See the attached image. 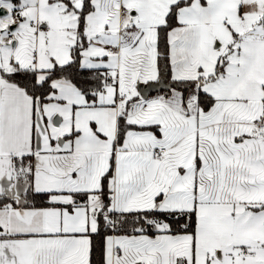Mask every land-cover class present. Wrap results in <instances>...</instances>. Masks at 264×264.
Wrapping results in <instances>:
<instances>
[{"label":"snow or ice","instance_id":"snow-or-ice-1","mask_svg":"<svg viewBox=\"0 0 264 264\" xmlns=\"http://www.w3.org/2000/svg\"><path fill=\"white\" fill-rule=\"evenodd\" d=\"M0 264H264V0H0Z\"/></svg>","mask_w":264,"mask_h":264}]
</instances>
